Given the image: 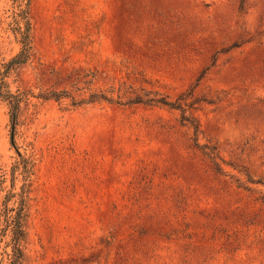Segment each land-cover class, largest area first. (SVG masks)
Returning <instances> with one entry per match:
<instances>
[{
	"label": "rangeland",
	"instance_id": "rangeland-1",
	"mask_svg": "<svg viewBox=\"0 0 264 264\" xmlns=\"http://www.w3.org/2000/svg\"><path fill=\"white\" fill-rule=\"evenodd\" d=\"M239 4L31 1L33 52L7 77L30 93L16 146L0 98V212L27 183L16 147L35 163L24 264H264V0ZM14 11L0 0L2 71L22 48ZM199 78L200 143L219 147L228 176L193 147L179 111L40 97L145 88L175 100Z\"/></svg>",
	"mask_w": 264,
	"mask_h": 264
},
{
	"label": "trees",
	"instance_id": "trees-1",
	"mask_svg": "<svg viewBox=\"0 0 264 264\" xmlns=\"http://www.w3.org/2000/svg\"><path fill=\"white\" fill-rule=\"evenodd\" d=\"M32 0H13L15 11L14 19L17 27L14 29V33L19 39L22 45L21 51L5 66V70H0V98L9 105L10 119H11V139L14 146L15 134L17 132V126L19 122V115L21 111V105L23 102L29 100V92L18 91L13 92L10 88V84L7 82L8 74L10 70L17 66L25 64L32 55V23L30 20V4ZM248 0H240L239 12L245 13L247 11ZM202 78L198 79L196 86L192 87L189 92L181 94L177 99L173 100L169 95L162 94L158 91L148 90L142 88V92H133L126 100H123V96H118L115 99L107 92L91 93L88 98L82 97L79 101L66 90L57 91L52 90L47 93H43L40 97L44 100H56L61 101L64 98H72L74 100L73 105L81 106L93 102L106 101L110 103H117L120 105H145L149 107H165L170 110L180 112V124L192 132V140L194 142L193 147L200 150L201 154L211 163L212 169L217 175L228 176L229 172L225 169V165H230L222 156L221 151L217 145L211 143H200V137L203 134L202 125L200 119L193 110H197L198 106L204 102V99L195 98V88L200 84ZM114 92V91H113ZM18 158L14 165V172L21 171L27 183L22 187V192H12L8 196V200L17 198V206L10 208L8 204H5V208L0 212V226L4 231L10 232L9 247L11 251L7 253L9 264H24L25 253L24 244L28 239L27 224L30 217L29 210V187L31 186V177L35 172V163L31 157L26 156L20 152L16 147ZM6 200V201H8Z\"/></svg>",
	"mask_w": 264,
	"mask_h": 264
}]
</instances>
